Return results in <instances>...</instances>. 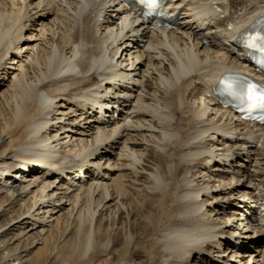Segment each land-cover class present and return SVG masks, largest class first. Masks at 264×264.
<instances>
[{
  "label": "bare ground",
  "instance_id": "bare-ground-1",
  "mask_svg": "<svg viewBox=\"0 0 264 264\" xmlns=\"http://www.w3.org/2000/svg\"><path fill=\"white\" fill-rule=\"evenodd\" d=\"M163 11L171 31L121 0H0L13 262L42 245L62 264H264V125L213 92L224 73L264 82L238 48L264 0Z\"/></svg>",
  "mask_w": 264,
  "mask_h": 264
},
{
  "label": "rangeland",
  "instance_id": "rangeland-1",
  "mask_svg": "<svg viewBox=\"0 0 264 264\" xmlns=\"http://www.w3.org/2000/svg\"><path fill=\"white\" fill-rule=\"evenodd\" d=\"M0 198L1 199L3 198V200L6 199L5 195H1ZM9 216L10 215H6L0 218V264H19L21 262L20 260H18V262L17 261L13 262L10 259V256H13L14 253H17L18 251L22 250V248L27 245V242L23 241L19 244L20 241H17L13 245L8 244L9 238L11 237V235H6V231L5 230L3 231V228L1 227L6 222V220L9 218ZM13 234H16V232H14ZM51 249L52 247L50 246L48 250H46L45 252L44 247L42 245H37L36 247L31 249V253L28 255L30 259L27 260V262H24V264H33V263L35 264H62V260L64 257H61L62 259L59 257L55 261L54 257L56 256V253L54 251L53 254H50ZM20 264H23V263H20ZM68 264H77V262L71 261ZM88 264H92V263L89 262Z\"/></svg>",
  "mask_w": 264,
  "mask_h": 264
},
{
  "label": "snow or ice",
  "instance_id": "snow-or-ice-1",
  "mask_svg": "<svg viewBox=\"0 0 264 264\" xmlns=\"http://www.w3.org/2000/svg\"><path fill=\"white\" fill-rule=\"evenodd\" d=\"M262 24H264V21L261 22ZM255 85H248L247 86V92H248V99L249 100H260L261 102H264V95H260V96H256L254 93V89H255Z\"/></svg>",
  "mask_w": 264,
  "mask_h": 264
}]
</instances>
